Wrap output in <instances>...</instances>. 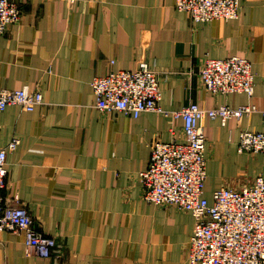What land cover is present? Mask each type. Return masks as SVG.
<instances>
[{
    "label": "crops",
    "instance_id": "crops-1",
    "mask_svg": "<svg viewBox=\"0 0 264 264\" xmlns=\"http://www.w3.org/2000/svg\"><path fill=\"white\" fill-rule=\"evenodd\" d=\"M21 9L0 39V89L42 94L31 112L0 111L7 153L6 200L17 199L34 227L55 238L49 258H27L22 234L0 238V264H188L189 212L143 199L140 173L154 141H183L181 119L99 110L91 82L140 63L158 75L160 106L176 111L252 104L238 119L203 118L209 200L264 173L262 154L240 153L243 131H264V0H240L238 17L194 22L175 0H10ZM251 63L253 96L214 95L198 72L206 59Z\"/></svg>",
    "mask_w": 264,
    "mask_h": 264
},
{
    "label": "built area",
    "instance_id": "built-area-1",
    "mask_svg": "<svg viewBox=\"0 0 264 264\" xmlns=\"http://www.w3.org/2000/svg\"><path fill=\"white\" fill-rule=\"evenodd\" d=\"M174 7L198 23L231 20L238 17L240 0H175ZM20 16L21 9L15 2L0 0V39ZM198 76L211 94L253 96L251 63L241 57L206 59ZM91 88L99 110H115L133 118L149 111L182 120L183 141H154L147 168L140 177L146 202L176 207L193 216L188 264H264V173L238 189L221 186L213 191L209 200L204 195L206 138L200 126L203 118L220 119L222 124L231 118L240 120L256 112V106L221 105L204 110L196 103H189L180 110H165L159 103L157 72L145 63H140L134 71L119 70L96 76ZM42 104L39 91L27 87L0 89V111L8 106H19L31 112ZM19 143V138L14 137L0 148V238L5 232L22 234L25 257L46 259L53 253L55 238L34 227L31 214L17 199L6 200L3 195L7 153L14 151ZM238 151L264 156V131L241 132Z\"/></svg>",
    "mask_w": 264,
    "mask_h": 264
}]
</instances>
